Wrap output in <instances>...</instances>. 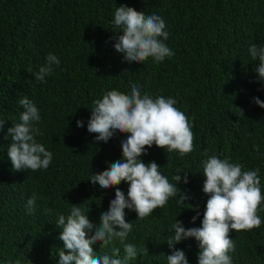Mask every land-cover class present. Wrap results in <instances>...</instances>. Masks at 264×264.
<instances>
[{
    "label": "trees",
    "instance_id": "trees-1",
    "mask_svg": "<svg viewBox=\"0 0 264 264\" xmlns=\"http://www.w3.org/2000/svg\"><path fill=\"white\" fill-rule=\"evenodd\" d=\"M121 5L161 16L170 33L164 43L174 55L162 62L151 57L142 63L124 61L114 48L122 30L112 24ZM252 44L264 47V0H0V264L18 259L21 264H57L63 250L59 216L67 217L76 205L94 231L116 187L127 195L125 182L101 190L90 179L122 157L121 142L129 134L117 132L107 143L97 142L87 122L94 100L110 90L128 94L132 83L141 86L142 95L175 99L194 140L193 151L183 157L155 145L140 157L161 166L171 183L179 173L177 187L188 200L179 204L178 197L170 198L144 219L125 209L133 227L124 243L138 253L127 264H167L171 250L166 241L174 235L175 219L185 229L201 226L208 199L202 191V161L207 158H227L244 171L259 169L264 195V109L252 99L264 102V82L256 79L259 61L249 55ZM49 53L60 64L38 82L34 74ZM25 96L41 116L35 139L53 154L46 170L15 171L7 156V129L20 122L19 99ZM185 172L187 184L182 182ZM33 196L34 211L28 214L27 200ZM257 214L259 228L229 233L235 245L229 253L232 264H264V202ZM123 247L118 239L107 247L93 246L98 255L119 248L121 259ZM173 248L185 253L188 264H198L194 238Z\"/></svg>",
    "mask_w": 264,
    "mask_h": 264
},
{
    "label": "clouds",
    "instance_id": "clouds-1",
    "mask_svg": "<svg viewBox=\"0 0 264 264\" xmlns=\"http://www.w3.org/2000/svg\"><path fill=\"white\" fill-rule=\"evenodd\" d=\"M112 24L122 30L114 48L123 54L124 61L142 63L151 57L154 62H162L174 55L164 43L170 33L166 31V23L161 16L145 15L142 10L121 5L115 9ZM248 52L253 61H259L254 71L256 79L264 82V47L252 44ZM59 64V58L49 53L46 63L34 74L35 80L45 82L54 70L53 65ZM27 71L31 73L32 70ZM130 89L128 94L110 90L102 98L94 100L87 122V131L96 134L97 142L107 143L117 132L129 134L121 142L122 157L107 162V169L93 174L90 179L101 190L125 182L128 184L127 195L116 187L115 198L109 202L108 210L101 213L99 226L94 231L87 213L76 205L67 217L59 216L56 227L62 229L58 239L63 243V250L58 252L57 264H127V261L136 259L138 253L133 244L124 243L133 227L125 220V209L134 211L136 219H144L155 209L164 207L170 198L178 197L179 204H186L184 202L188 200V196L177 187L181 182L179 173L173 177L175 183H171L159 171L161 166L154 161L145 163L140 157L146 155L147 149L153 145L168 152H178L181 157L191 153L194 140L191 123L175 107V99L153 98L146 92L142 95L138 83H132ZM252 99L264 109V102L258 97ZM19 104L23 109L20 122L7 129L10 137L7 156L15 171L46 170L53 154L35 139L39 134L35 124L41 120L39 110L27 96L19 99ZM3 124L4 120H0V127ZM76 124L77 127L83 126L81 120ZM202 165L205 177L202 191L208 199L201 226L185 229L182 222L175 219L172 225L174 235L166 241L171 250V254L166 256L167 264H188L185 253L173 248L188 238L198 242V264H232L229 253L234 251L235 245L229 233L261 226L262 220L257 213L264 202V195L261 193L259 169L244 171L239 163H231L227 158L220 159L215 155L202 161ZM182 182L188 183L187 172ZM35 200V196L27 200L28 214L34 211ZM196 218L193 216L192 222ZM117 239L124 246L123 259L119 257V248H113L111 255H98L94 251L93 246L98 242L101 247H107ZM15 264H21V261L18 259Z\"/></svg>",
    "mask_w": 264,
    "mask_h": 264
}]
</instances>
